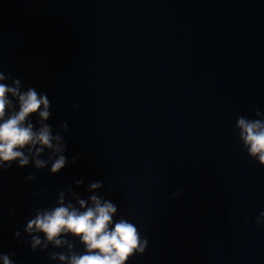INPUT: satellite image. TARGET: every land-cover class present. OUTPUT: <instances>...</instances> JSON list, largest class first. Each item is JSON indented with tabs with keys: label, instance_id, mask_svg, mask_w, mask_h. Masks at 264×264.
<instances>
[{
	"label": "clouds",
	"instance_id": "1",
	"mask_svg": "<svg viewBox=\"0 0 264 264\" xmlns=\"http://www.w3.org/2000/svg\"><path fill=\"white\" fill-rule=\"evenodd\" d=\"M9 79L12 80L11 85L5 83ZM21 89L20 79L0 71V172L16 162L20 168L31 162L39 170L51 161L50 172L59 173L68 163L64 154L67 148L64 136L60 132L53 134L52 126L45 123L52 115L51 102L46 93L41 94L32 86H28L26 91ZM37 114L39 127L32 121ZM255 116L258 118L239 116L235 127L249 158L264 167V113L257 109ZM61 128L67 132V122ZM46 149L50 154L47 159H41ZM72 162H76V157ZM33 179V175H28L25 181ZM101 187V182L89 185L92 191ZM64 195L63 192L59 194L56 206L37 209L34 217L26 223L23 231L31 237L29 243L33 252L37 249L43 252L49 245L54 249L66 247V251L48 253L50 260H58L60 264H128L134 256L145 252L148 241L141 236L137 225L123 216L114 219L118 212L114 202L91 195L89 206L88 201L73 193L79 205L77 208L72 203L65 204ZM255 223L264 226V211L255 218ZM14 236L19 240L20 231H16ZM68 236L78 238L84 251L77 252L74 244L66 239ZM13 256L15 252L0 253V261L2 264H15Z\"/></svg>",
	"mask_w": 264,
	"mask_h": 264
}]
</instances>
